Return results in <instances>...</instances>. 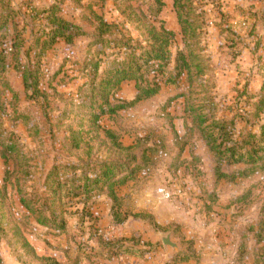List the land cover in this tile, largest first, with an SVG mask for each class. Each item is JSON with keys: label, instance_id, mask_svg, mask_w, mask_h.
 Returning a JSON list of instances; mask_svg holds the SVG:
<instances>
[{"label": "rangeland", "instance_id": "obj_1", "mask_svg": "<svg viewBox=\"0 0 264 264\" xmlns=\"http://www.w3.org/2000/svg\"><path fill=\"white\" fill-rule=\"evenodd\" d=\"M9 1L16 10L15 20L7 33L0 35V45L11 44L16 36L27 44L40 38L48 22L42 16L28 14L27 8L33 5L44 10L53 6L54 0ZM163 2L162 14L154 23L164 25L173 33L175 44L171 48V62L164 73L150 77L153 83L161 85L160 94L122 112L113 121L105 118L101 123L103 128L121 136L125 148H133L138 164L145 168L134 182L117 190L121 208L115 207V214L121 210L122 217H129L124 224L113 223L114 205L105 192L88 204L85 212L91 218L89 214L83 218L82 202H69L65 216L66 235L39 226L23 209L21 198L12 187L15 181L14 175L11 176L15 172L13 162L10 160L6 164L0 159V187L4 184L7 187L9 216L40 258H49L59 264H180L184 255L190 256L193 252L195 261L185 264H262L264 260V245L257 239L256 232L264 216V176L258 174L247 180H232L245 167L219 165L200 134L193 129L192 119L185 113L188 102L178 99L190 93L188 78L183 76L177 80L174 72L178 54L188 52L186 41L172 6L173 0ZM194 2L207 15V10L203 9L206 0ZM208 3L211 4V0ZM91 4L93 7L89 9ZM133 6L141 7L146 13L150 7L148 2ZM212 6L211 13H217L216 5ZM116 8L126 12L128 7L121 0H105L104 4L98 0H64L62 17L80 27L85 37L77 39L73 46L60 41L41 63L22 59L24 65H30L33 74L39 75V94L25 88L21 68L13 65L6 73L5 78L17 100L9 93L4 97L6 112L0 114V140L14 144L19 154L30 161L32 176L23 188L28 197L46 194V179L54 167L63 172L73 167L82 169L83 163L90 162L85 149H71L69 130L79 123L82 107L87 104L82 95L79 96V91L88 83L85 78L88 74L82 71L84 65L102 60L100 72L103 73L111 69L116 60L121 62L125 58L121 55L115 59L117 52L100 50L96 31L99 24L91 17L94 11L107 23L120 25L123 20ZM2 14L0 12V16ZM127 16L135 18L130 11ZM218 18L209 20L201 34L205 51L198 61L204 64L207 75L197 82V86L208 89V111L211 110L218 120L234 121L237 136L259 134L264 124V107L262 109L263 104H260L264 100V49L256 52L261 57H254L253 51L246 47L230 49L227 38H231V34L222 33L229 27L223 26L228 17H222L220 23H216ZM247 21V17L240 19L237 28H230L242 38L247 37ZM214 26L217 34L205 31ZM127 31L134 42H142L134 26H125L123 32H115L110 39L119 41L120 34L125 36ZM212 37L222 43L216 50L209 48ZM67 51L73 52L74 56L68 57ZM136 97L135 84L129 83L111 101L132 103ZM101 141L92 143L91 160L117 159L118 152L102 135ZM145 159L149 160V165L145 164ZM218 169L232 179L218 181ZM68 178L72 179V173ZM159 190H165L171 199L163 201L157 194ZM0 215L7 213L2 211ZM10 230L9 226L7 229L0 227L2 263L39 264L22 249ZM170 234L180 252L163 247L162 239ZM198 245L202 246L201 251ZM118 248H121L120 252ZM129 248H136L138 253L124 250ZM205 251L208 252L206 255ZM182 252L184 254L179 256Z\"/></svg>", "mask_w": 264, "mask_h": 264}, {"label": "trees", "instance_id": "obj_2", "mask_svg": "<svg viewBox=\"0 0 264 264\" xmlns=\"http://www.w3.org/2000/svg\"><path fill=\"white\" fill-rule=\"evenodd\" d=\"M98 1L100 4L105 2V0ZM173 1L181 32L186 41L185 49L188 51L187 54H178L174 72L177 80L187 76L190 89L188 95H181L178 99H186L188 102L185 113L191 117L193 129L200 134L217 163L232 168L236 166L245 167V170L238 172L233 179L218 169L216 171L218 181L229 178L234 181L236 179L247 180L258 174L264 176V124L260 127L259 134L247 133L237 136L234 121L218 120L212 115L211 110L208 111L207 104L210 101L207 94L208 89L203 85L197 86V82L207 75L204 64L198 59H201L205 51L204 39L201 34L206 28L208 17L202 9H198L199 5L194 2L195 0ZM121 2L127 4L128 8L126 12H121L116 8L123 20L120 25L109 24L96 12H91L92 19L99 24L96 31L99 33L100 50L117 52L115 59H118L121 55H125V58L121 59V62H116V60L111 69L103 73L100 72L103 65L102 60L92 61L90 66L86 64L82 69L85 74H88V76H85L88 83L79 91V96L82 95V99L87 104L82 107L83 111L81 112V119L79 117V123L75 128L69 130V142L73 151L85 149L90 162L83 163L82 169L73 167L67 168L63 172L54 167L46 179L44 186L46 194L28 197L23 188L32 176L29 167L30 161L19 154V149L14 144H5L0 140V159L6 161V164L11 160L14 164L15 172L11 176L14 175L15 181L12 187L21 198V206L30 217L35 219L39 226L59 235L68 233L65 216L70 201L78 200V203L82 202L81 204L84 207L82 216L86 218L90 215L85 212L88 204L96 196H100L105 192L114 205L113 223L115 225L124 224L129 217L125 215L122 217L121 210L120 213L115 214V207L121 208V200L118 198L117 190L126 187L130 182H134L136 177L143 173L145 169L138 164V158L134 156L133 148H125L121 144V136L112 130L103 128L101 123L105 118L113 121L122 112L131 110L141 102L154 99L160 94L161 85L157 82L153 83L150 77L153 74L162 75L163 70L169 66L171 48L175 44V35L168 31L164 25L157 26L154 23L155 20L160 18L164 9L163 0H121ZM143 2H148L150 5L147 13L141 7L135 8L133 6H138ZM63 4L64 0H54L53 6L44 8V10H39L33 5L29 6L27 8L28 14L42 16L48 22L47 28L41 32L40 38L27 44L22 38L16 36L12 39L11 44L0 45V114L6 112L4 97L7 93L12 95L13 100H17L15 92L5 78L6 73L12 69L13 65L22 69L25 88L34 94H39V75L33 74L28 67L30 65H24L22 59L25 57L30 63L33 61L41 63L45 55L53 50L60 41L67 46H73L77 39L85 37L80 27L64 20L61 14ZM91 7H93L92 4L88 6L89 9ZM0 8V12H3L0 16V35L2 36L7 33L9 26L15 20L14 13L16 10L13 9L9 0H0ZM128 11L134 14V20L131 16H127ZM84 19L88 21V18ZM125 26H134L135 30L140 33L142 42H134L128 31L125 36L120 34L122 38L119 41L110 39L113 34L123 32ZM245 26L249 30L247 32L249 34L243 38L230 27L222 31V33L231 34V38H227L229 39L227 45L230 49H243L246 46L247 39L254 37L253 27L249 24ZM121 28L122 30H120ZM129 83L135 84L137 91L135 101L132 103H112L111 100L121 91L122 87ZM175 83L176 80L172 84ZM197 93H199V98L196 97ZM260 104H263V109L264 100ZM101 135L118 152L117 159H108L104 162L91 160L93 152L91 145L95 142L102 143ZM144 154L146 156V151ZM145 161V164L149 165V160L145 159ZM69 173H72V179L68 178ZM7 181L11 183L8 178ZM7 199V187L4 184L0 187V214L5 211L7 215H0V227L5 226L7 229L9 226L13 237L18 240L22 249L32 256L37 263L59 264L52 259L38 257L33 247L23 238L18 226L14 224L13 219L9 216ZM243 200H240V202ZM89 217L91 218V215ZM1 231L4 233V230ZM256 232L257 239L264 245V216H262ZM120 250L121 248H118V252ZM124 250L130 253H138L136 248ZM114 252L118 253L116 250ZM183 254L182 252L179 256ZM191 261H195L193 252L190 256L184 255V259L179 263L185 264ZM261 262L264 264V260ZM0 264H3L1 258Z\"/></svg>", "mask_w": 264, "mask_h": 264}, {"label": "crops", "instance_id": "obj_3", "mask_svg": "<svg viewBox=\"0 0 264 264\" xmlns=\"http://www.w3.org/2000/svg\"><path fill=\"white\" fill-rule=\"evenodd\" d=\"M202 2H204V0H201V3ZM211 2L212 3L209 4L208 0H206L205 5L203 7L204 10H207L206 13H207L208 21L212 20L213 18L220 17L218 18L219 20L217 19L216 22V23H220V21L222 20L221 18L226 16L228 18L226 19L224 23L225 25L223 24V26L233 27L235 29L237 28L240 19H243L245 17L248 18L247 25L249 24L253 27L254 37L247 39L246 41L247 46L245 47L248 48L250 52L253 51L252 54H254V57H261V54L256 52H261L264 49V0H211ZM212 4L216 5L215 10H217L219 13L218 12L211 13L214 9ZM172 6L174 8V1L172 2ZM216 29H217L216 26H214L213 28H209L205 31L208 34L209 33L217 34ZM211 39H212L211 40L212 43L209 44V48L216 50L218 48V45L222 43L220 42V40L218 41L216 37H212ZM198 249L199 251H201L202 246L198 245ZM206 253L208 252L205 251V255ZM205 255H203L204 263H205ZM208 256L209 258L211 257V255ZM159 264L161 263L159 262ZM190 264H196V263H190Z\"/></svg>", "mask_w": 264, "mask_h": 264}, {"label": "water", "instance_id": "obj_4", "mask_svg": "<svg viewBox=\"0 0 264 264\" xmlns=\"http://www.w3.org/2000/svg\"><path fill=\"white\" fill-rule=\"evenodd\" d=\"M162 244L165 249H171L172 251L180 252V248L173 242V234L168 235L162 239Z\"/></svg>", "mask_w": 264, "mask_h": 264}, {"label": "built area", "instance_id": "obj_5", "mask_svg": "<svg viewBox=\"0 0 264 264\" xmlns=\"http://www.w3.org/2000/svg\"><path fill=\"white\" fill-rule=\"evenodd\" d=\"M66 54L68 57L74 56V53L71 51H67ZM157 194L163 201H169L171 199V195L169 193H167L165 190H159Z\"/></svg>", "mask_w": 264, "mask_h": 264}]
</instances>
